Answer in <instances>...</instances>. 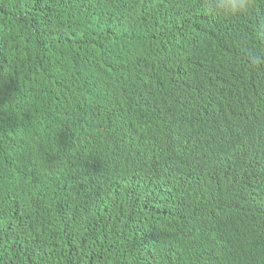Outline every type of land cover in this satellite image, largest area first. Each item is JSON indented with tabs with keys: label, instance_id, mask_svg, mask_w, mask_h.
<instances>
[{
	"label": "trees",
	"instance_id": "1",
	"mask_svg": "<svg viewBox=\"0 0 264 264\" xmlns=\"http://www.w3.org/2000/svg\"><path fill=\"white\" fill-rule=\"evenodd\" d=\"M262 23L255 16H217L205 1L134 0L121 8L111 0H0V54L8 59L0 70V83L8 84V100L0 107L3 136L14 137L10 127L47 117L75 127L118 74L137 72L149 80L140 106L142 120L153 119L146 122L147 153L161 152L124 181L80 168L47 185L53 173L37 174L43 155H8L0 161V264H250L258 249L220 238L231 239L226 217L233 200H264V139L239 138L234 146L232 138L220 141L238 178L227 201L220 191L230 181L208 177L214 165L208 144L217 143L218 133L213 137L206 127L202 143L185 144L174 137L177 127L162 117L156 105L162 96L155 94L167 73L169 83L179 79L193 98V111H203L207 89L201 84L217 77L216 62L199 65L193 51L229 33L244 41ZM94 59L116 71L95 73L94 64H87ZM85 64V83L77 76L65 79ZM75 90L85 94L70 101L64 94ZM21 91L30 106L10 112ZM58 121L44 120L41 132L60 127ZM74 144L92 162L100 160L89 140ZM204 210L215 214L208 215L214 233L198 229Z\"/></svg>",
	"mask_w": 264,
	"mask_h": 264
},
{
	"label": "clouds",
	"instance_id": "2",
	"mask_svg": "<svg viewBox=\"0 0 264 264\" xmlns=\"http://www.w3.org/2000/svg\"><path fill=\"white\" fill-rule=\"evenodd\" d=\"M134 0H111L124 8ZM205 1L209 9L217 16L231 17L251 16L262 19L264 24V0H192ZM238 9L234 16L233 10ZM254 27L244 41L238 40L232 34H225L211 43H201L198 54H194L195 61L201 65L203 62H216L217 77L214 80L203 82L202 87L207 89L203 100V111L194 112L191 106L193 100L186 88L177 78L169 75L163 77L157 88L161 102L156 99L162 117L177 127L174 137L178 136L185 144L192 146V141H200L208 132L214 137L218 133L216 144H208L212 149V161L208 177L225 179L220 191L222 196L230 201L238 178L231 170L230 157L222 152L220 141L232 138L234 134L240 139L249 140L257 137L264 139V30ZM207 44H210L207 46ZM7 57L0 54V70L6 64ZM14 61L19 59L13 57ZM102 63V61L100 60ZM69 62H66L68 65ZM87 64H94L95 73H108L110 67L102 68L99 61L92 60ZM66 73L65 79L82 80L85 83L88 74L86 65ZM109 65V63H107ZM176 73L182 64L174 65ZM187 88L188 77L184 74ZM173 76V77H174ZM148 75L134 73V77L118 74L106 88L99 93V101L75 127H69L53 117L42 119L37 124L11 131L14 137L3 136L0 127V161L8 155H25L26 158L44 157L45 164L39 166V176H45L48 171L53 173V179H47L45 185L68 178L73 171L82 169V174L90 176L97 170L98 173L108 176L114 181H124L133 174L141 172L148 162L156 156H148L150 133H145V120L138 118L143 115L141 104L146 100L144 87L149 83ZM191 89V88H190ZM8 84L0 83V107L8 100ZM192 90V89H191ZM85 93L79 90L64 94L70 101L82 97ZM200 95L201 92H195ZM63 100L64 97L61 96ZM180 104V105H176ZM30 106L29 101L21 91L10 110L20 111ZM65 107L67 104L64 105ZM83 111V105L79 106ZM46 119L59 122L60 127L53 131L43 133L41 124ZM202 120V122H200ZM219 127V128H217ZM148 131V130H147ZM7 133V124H6ZM89 140L93 146L91 151L100 156L97 163L87 158V151L74 144L78 141ZM47 163V164H46ZM125 165V167H124ZM101 167L95 169L96 167ZM75 186V181L64 183L62 187ZM243 185H246L243 183ZM54 205V204H53ZM216 210V209H214ZM213 210V211H214ZM231 211L226 217L230 227V238L223 235L230 242L243 250L252 252L258 249V255L250 264H264V200L237 198L231 202ZM207 216H197L198 229L210 228L216 232V225L209 221L208 215L215 214L204 210ZM260 237V241L253 238Z\"/></svg>",
	"mask_w": 264,
	"mask_h": 264
},
{
	"label": "bare ground",
	"instance_id": "3",
	"mask_svg": "<svg viewBox=\"0 0 264 264\" xmlns=\"http://www.w3.org/2000/svg\"><path fill=\"white\" fill-rule=\"evenodd\" d=\"M237 12H239V10L238 9H235V10H233V12H232V16H234ZM210 44H207V46H209ZM198 50H195V51H193V54H198ZM160 95H158V94H155V99L156 98H158ZM176 105H180V104H176ZM137 117L138 118H142V115H137ZM150 121H153V119H150V120H146L145 122H150ZM200 122H202V120H200ZM142 127H147V124H143L142 125ZM152 130H154V131H156V129H152ZM49 132V131H48ZM145 133H150V131H145ZM23 197H24V195H22ZM32 196H33V194H31L30 195V198H32ZM253 241H256V242H259L260 241V237H258V238H253ZM246 262V261H245Z\"/></svg>",
	"mask_w": 264,
	"mask_h": 264
},
{
	"label": "water",
	"instance_id": "4",
	"mask_svg": "<svg viewBox=\"0 0 264 264\" xmlns=\"http://www.w3.org/2000/svg\"><path fill=\"white\" fill-rule=\"evenodd\" d=\"M171 128L169 127L168 128V130H170ZM232 139L235 141V143H233L232 144V146H234V145H236L237 144V142L239 141V138L236 136V134H234V136L232 137ZM161 154V152H157L156 154H155V156L157 157L158 155H160ZM233 157V156H232ZM231 157V158H232Z\"/></svg>",
	"mask_w": 264,
	"mask_h": 264
}]
</instances>
